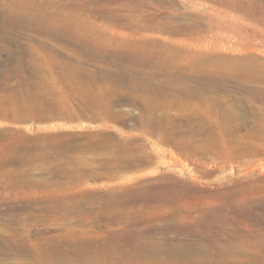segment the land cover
<instances>
[{"label":"rangeland","instance_id":"rangeland-1","mask_svg":"<svg viewBox=\"0 0 264 264\" xmlns=\"http://www.w3.org/2000/svg\"><path fill=\"white\" fill-rule=\"evenodd\" d=\"M67 1L62 0L59 4L63 5L61 3ZM78 1L68 4L69 7H77L75 21L90 24L97 29L100 27L99 30L104 29L102 32L104 31L107 36L119 37L120 32L128 30L125 26L113 25V21L109 18H103L95 12H82V6L88 8L87 5L90 7L91 5ZM149 1L138 0L139 4L137 0H111L103 2H107L109 6H103L102 2L96 5L99 4L106 10L111 8L112 11L114 10L113 13L119 14L122 22L126 21L129 15H135L142 9L151 8V11L157 10L156 13H160L162 7L163 10L166 7L171 12L175 11L172 12L173 19L200 20L198 23L204 25L201 39V49H203L198 47L197 50L201 52L204 50L203 53L206 51V54L211 56L214 54L218 59L214 57L207 64L215 70L208 69L211 70L209 72L211 75L208 70L204 71L198 67L193 68L197 72L189 71L192 72L189 86L193 88L194 79L199 76L202 79L209 78L208 80L216 76L217 82L222 85L218 84L221 86L218 88L217 85V89L213 87L214 91L210 99L175 96L171 99L175 102L165 110V114L168 113L172 118L170 124L174 123L172 125L176 126L172 128L170 125L169 128L174 130L175 127L174 131L178 129L177 135H181L179 128L184 130L183 127L187 125L189 126L186 127V131L184 130L187 133L183 131L184 135H195L192 133L196 132L194 129L201 121L200 118H211L212 126H207L210 120L204 124L215 132L218 153L185 152L166 143L160 137L159 129L141 125L137 118L145 109L132 104L136 109L132 110L133 107L127 98L117 105L114 103L115 98L104 97L102 107L85 105L84 98L81 104L84 102L82 105L86 107L81 104L80 107L77 103L85 97L82 96L81 91L86 89H89L87 90L89 92L93 89L100 91L98 89L102 87L104 93L114 84L102 79L86 81L77 78L76 81L64 78L66 72L64 63L67 61L76 62L78 65L84 63L85 67L93 69L98 65L106 71L114 68V62L111 63V59H102L100 56H94V61L84 59L79 50L74 51L73 48L66 46L60 34L43 31L32 24H14L3 29L6 36L17 37L19 42L40 43L43 46L39 49L24 48L25 60L31 59L32 54L41 56V60L36 59L31 66L21 68L22 70L12 69L13 73H11V68L5 66L4 62L8 57L15 56L17 52L15 49L18 48L12 43L7 49L3 48L2 43L5 41L0 37V74L2 75V78L0 75V108L2 109H0V167L6 170L4 173L0 172V219L9 215L26 218V222L17 231L0 223V237L15 234L18 243H26L31 248L35 247L33 249H37L40 245L46 246L48 243V245L70 244L79 241L90 243L94 250L97 246L110 248L116 245L117 255L122 258L119 260L120 264L126 262L128 256L132 258L134 264H181V262L208 264L210 261L209 264H264V0H222L223 3L221 0H192V3L187 0ZM132 4H135V7L131 6ZM175 4L177 6H174ZM217 4L220 8L216 6ZM51 6L47 5L49 8L46 7V11H51L53 8ZM223 7L226 9L223 10ZM218 9L221 11L219 12ZM188 17L193 18L188 19ZM210 23L213 26L210 27ZM51 48H55L54 54L50 51ZM28 50L31 51V56L28 55L29 52L27 54ZM75 59H84V62L74 61ZM225 60L228 62L226 63ZM53 62L57 63L52 65ZM213 63L217 66H213ZM217 67L222 68L220 72ZM34 68L42 73L39 79L36 76L30 78V72ZM43 79L45 82L42 81ZM224 79L226 81H223ZM2 81L5 84H2ZM17 81L26 87L27 92L28 87L29 89L33 87L29 85L35 83L37 87L39 86L37 89L41 92L40 98L48 97L50 94L49 99L44 98V100L61 101L60 104L64 107L62 113L49 112L50 115L47 114L43 120L30 118L28 117L30 114L26 112H22L21 121L12 118L9 106L14 104L16 99L13 96L5 98L4 94L8 89L18 86ZM226 83H229V86ZM246 85L248 87H245ZM51 91L55 92V95ZM66 91H70L71 97ZM244 92L250 95L246 96ZM59 93L63 94L60 98ZM52 96L56 99L54 100ZM110 101L113 103H110L109 107ZM112 107L119 110L117 114ZM76 108L78 111L75 110ZM69 112L72 115H69ZM108 112L113 114V117L109 116ZM190 117H193V125L183 124ZM155 121H158V118ZM218 131L222 133L217 134ZM194 143L200 144L198 140ZM219 143L223 147H220ZM11 156L14 160L10 158ZM159 189L162 192L158 191ZM12 207L16 210H12ZM130 237L137 238V241L131 242ZM221 243L226 245L221 247ZM173 246H180L181 250ZM142 247L147 250H143ZM199 249L206 251L200 252ZM221 249L226 253L220 252ZM129 251L134 252V257H131ZM186 255L191 260L188 261ZM203 255H206V259ZM219 255L223 256L220 258ZM27 258L23 253L19 254V257L0 253L1 263L26 262ZM140 258H145L147 261ZM195 258L199 259L195 260ZM219 259L220 261L222 259L223 263ZM131 262L129 259L124 264Z\"/></svg>","mask_w":264,"mask_h":264},{"label":"bare ground","instance_id":"bare-ground-1","mask_svg":"<svg viewBox=\"0 0 264 264\" xmlns=\"http://www.w3.org/2000/svg\"><path fill=\"white\" fill-rule=\"evenodd\" d=\"M39 1L40 0H0V37L2 38V40L5 41L4 43H2V47L7 49L8 46L12 43L13 45H15V48L16 47L18 48V49H15L17 51L16 52L17 54L15 53V56L8 57L5 60V62H4L5 66H8L9 68H11V71H12V69L14 71V70H18L21 68L31 66L36 61V59H38V61L41 60V56H39V55L35 56L33 54L31 56V51L29 52V50H28L27 54L29 52L28 55L31 56V59L25 60L26 49L28 47H31L34 49H36V48L39 49V48H42L43 44H40V43L31 44V43H27V42H24V43L19 42V40H17V37L12 38V37L6 36L5 33H3L4 28L11 27L12 25L17 24V23H21L23 25H27V24L31 25L32 24V25H35V27H37L43 31L45 30L46 32H49V33L60 34L63 37V40H65L66 46L71 48V49L73 48L72 50H74V51L79 50V53L82 54L84 59L93 60L94 56H100V57H102V59L103 58L111 59V63H112V61L114 62V65H113L114 68L111 66L113 69H109V70L107 69L106 71H103L101 68H99L98 65H97L98 67L95 65L96 67L94 69L85 67L83 65L84 63H81L82 60L84 62V59H82V60L79 59L81 65H78L76 62H71V61H67L64 63V66H65L64 71L66 69V72L63 75L64 78L75 79V80L77 78H82L86 81H94L97 79H99V80L102 79V80H109L112 82V84H114L113 86L108 87V89L104 92L105 96H104V93L102 92V89H103L102 87L101 88L98 87L99 88L98 90H100V91L94 90L93 88H92L93 90H91L90 92L87 91L89 89L81 91V94H83L82 96H85V97L81 98V101H79L80 103L79 102L77 103L76 101H74L77 103V105L78 104L80 105L82 102V99H84V98H85V105L90 104L91 107L92 106L95 107L96 105L102 107V105L104 104V101L102 99L104 97L112 98V99L115 98L116 100H114V103H116V104L120 103L123 99L126 100V98H127L130 101L131 105L132 104L135 106L139 105L145 109V110H142L141 114L139 113L140 116H139V118H137L138 120H140L141 125L147 126L150 128H154L155 130L159 129L160 132H158V133H161L160 134L161 136L159 134H158V136L162 137L163 141H165L166 143L170 144L171 146H175L179 149H182L185 152L186 151H191V152L194 151L195 153H197V152L209 153V154L218 153L217 147H216L217 139L215 138V132H213V130L211 131L210 129H208L209 127H207V126L211 125V118H207V119L200 118L201 121H200V119L198 120L200 122L197 124V128L194 129L196 132L192 133L195 135H189V134L184 135V132L186 131V127L189 126V125H187L186 127L185 126L183 127V128H185L184 129L185 131L180 130V128H179V131L181 132V135L179 134L180 135L179 136V135H177L178 129L176 131H174L175 127H174V130L169 128L170 125H171L170 127H172V128H173V126H176V125H172L174 123L170 124L172 118L169 116L168 113L165 114V110H167L175 102L174 100H171L175 96L184 95L186 97H196L200 100L201 99H210L212 96V91H214L213 87H215L217 89L216 86L218 84H221V83L217 82L216 76H213L215 78L210 79V80H208L209 78L208 79L199 78V77H201V76H199V77H196L194 79V82H195L194 87L191 88L189 86L190 73H192L195 69H197L195 67H198L199 69H204V71L205 70L207 71L208 69L213 70V68L211 66L209 67V65L207 66V64H209L208 62H210L212 60V58L214 59V57H216V56H214V54H212L213 57L209 54H206V51H205V53H203L204 50L202 52L197 50L198 47H200V49H201V47H202V43H201L202 40L201 39L203 38V26L204 25L202 26V24L200 25V23H198V22H200V20L197 19L198 21L197 20L196 21H191V20L190 21H184L185 18L184 19L181 18V20L180 19L179 20L173 19L172 17H174V16H172V15H174L173 13L175 11L173 12V10H172V12H173L172 13L170 11V9L168 10L165 7V10H163L162 9L163 7H162L161 8L162 12L156 13L157 10L155 12H153V11H151V8L149 7L150 10L140 8V10L141 9L142 10L139 11V13H136L135 15H129V17H127L125 19L126 21L123 20L124 22H122L121 21L122 19H121V17H119V14L113 13L114 10L112 11L111 8H107V10H106L105 8L100 7L99 4L96 5L97 3L102 2L103 6L104 5L107 6L108 3L107 2L103 3V2L111 1V0H79L80 2H82V4H86V5L90 4L91 5V7L87 5L88 8L81 5L82 6L81 7L82 12L83 11L88 12V13L89 12H95V14L97 13V15L99 14V16H102L103 18L104 17L109 18L110 21L114 22V23L112 22V24L115 26H120V27L125 26L128 28V30H126V31L124 30V31L120 32L121 36L118 35L119 37H116L114 35L113 36H107V35H105V33H103L104 31L102 32V30H104V29L99 30L100 27H98L99 29H97V28H94V26L91 27L90 24L88 25V24H84V22L74 20L75 9H77V7H75V6L69 7L70 5H68V4H70V2H71V4H74V2H77V0H68L67 2L61 3L63 5L59 4V2H61L62 0H52V2L50 0H41V3H39ZM133 1H135V0H133ZM187 1L189 3H192V0H187ZM207 1H209V0H207ZM137 2H138V0H137ZM222 3H223V1H222ZM176 4H178V2ZM176 4L174 6H177ZM47 5L53 6L52 10L50 9L51 11H49V12L46 11ZM93 5L94 6L96 5L99 8H95L96 6L94 7ZM134 5L132 4L131 6H134ZM150 5H152V4H150ZM168 5H170V4H168ZM112 6H114V4H112ZM163 6H165V5L163 4ZM216 6L218 7V4ZM219 6H221V5H219ZM224 6H226V5H224ZM47 8H49V7H47ZM218 8H220V7H218ZM36 9L37 10L39 9V10L37 11ZM110 9L112 12L108 11ZM225 9L223 7V10H225ZM116 10L117 9H115V11ZM218 10H219V12L221 11L220 9H218ZM223 10H222V12H223ZM209 11H210V9H209ZM130 12L131 11H129V13ZM226 12H227V10H226ZM176 14H177V12H176ZM169 17H171V18H169ZM189 18H193V17H188V19ZM194 19H196V18H194ZM202 19H204V18H202ZM117 21H121V22H117ZM87 25L90 27H88ZM221 25H223V24H221ZM17 26H19V25H17ZM209 26L210 27L213 26L212 23H210ZM14 27H16V26H14ZM13 37H15V36H13ZM204 40H206V39H204ZM203 43H205V41ZM24 48H26L25 51H24ZM50 51L53 52V54H54L55 48H51ZM95 54H97V55H95ZM232 58L234 59V57H232ZM228 59H230V56L228 57ZM76 60H78V59H75L74 61H76ZM99 61H101V60H99ZM236 61L238 62L239 60H237V58H236ZM213 62H214V60H213ZM225 62L227 63L228 61L225 60ZM56 63L53 62L52 65L56 64ZM119 64H121V65H119ZM99 65H100V63H99ZM214 65H216V64L213 63V66ZM218 65H220V64H218ZM232 65H234V63ZM34 66H35V64H34ZM237 66H239V65H237ZM111 67H108V68H111ZM222 67H224V66H222ZM241 67L243 68V66H241ZM193 68H195V69H193ZM28 69L29 68H27V70ZM37 69H38V67H37ZM216 69L219 70V72H220V70L222 68L220 69L217 67ZM224 69L225 68H223V70ZM1 70H3V69H1ZM191 70H192V72H189ZM263 70H261V71H263ZM13 71L11 73H13ZM210 71L211 70H208V73ZM213 71H215V70H213ZM242 71H244V70H242ZM248 71H249V69H248ZM8 72H10V71H8ZM212 73H217V72H212ZM4 74H5V72H4ZM16 74H17V71H16ZM41 74L39 73L38 70H36V68H34L30 72V76H31L30 78L35 77V76L38 78V77H40ZM199 74H200V72H199ZM201 74H202V72H201ZM53 75L55 76V73ZM209 75H211V73H209ZM222 76L224 77V75H222ZM5 77L7 78L8 76H5ZM56 77H58V76H56ZM243 77H246V76H243ZM1 78H2V75H1ZM26 78H28V77H26ZM224 78H226V76ZM5 79H4V81H5ZM42 81H44V79ZM190 81H192V79ZM223 81H226V80L224 79ZM221 82H222V80H221ZM1 83L5 84V83H3V81ZM17 83H18V81H17ZM36 83H38V82H36ZM228 84L229 83H226V85H228ZM9 85H10V83H9ZM224 85H225V83H224ZM243 85H245V84H243ZM29 86H33V87L32 88L30 87L31 89H29V87L27 86L28 87L27 89L29 90L28 92L25 89L26 87L23 86V84L18 83V86H16V87L12 86L13 88L8 87L11 90H9V89L7 90V87L5 86L6 87L5 91L7 90L4 94L5 98H9V97L13 96L14 99H16V102L12 105L10 104V106H9L10 107L9 111H10V114L12 115L11 116L12 118L16 119L17 121H18V119H19V121H21L22 112H26V113H28V115L30 114V116H28L30 118L34 117L35 119L43 120L47 116V114H48V116L50 115L49 112L51 114H61L62 113L61 111L63 110L62 108H64V107L60 104V102H61L60 100H56V101H60V102H55L51 99L53 97L52 96L50 98L51 100L48 101L46 99L47 100L46 101V100H44V98H48L50 94H48V97H44V98L42 97L43 98L42 99V98H40L41 92L38 91V89H37L39 86L37 87V85L35 83L31 84ZM86 86H87V84H86ZM109 86H110V84H109ZM220 86L218 85V88H220ZM70 87H71V85H70ZM92 87H93V85H92ZM245 87H248V86L246 85ZM66 88H68V87L66 86ZM80 89H81V87H80ZM49 90H51V89H49ZM49 90L47 91V93L49 92ZM73 90H76V89H73ZM246 90H247V88H246ZM78 91H80V90H78ZM69 92L70 91H68L67 93L70 96ZM241 92L243 93V91H241ZM248 92H249V89H248ZM248 92H246V93H248ZM51 93H53V91H51ZM246 93H245V95L247 96L248 94H246ZM57 94H58V92H57ZM79 94L80 93H78V96H79ZM59 95H60V93H59ZM251 95H252V93H251ZM61 96H63V94L60 95L59 98ZM78 96H76V97H78ZM53 98H54V100L56 99L55 97H53ZM57 99H58V96H57ZM63 99H64V97H63ZM65 103H64V105H65ZM110 103H113V101L109 102V107H110ZM212 103H213V101H212ZM122 104H123V102H122ZM71 105L72 104H70V106ZM81 105H80V107H81ZM85 105H82V106H85ZM133 105H132V107H133ZM112 106H113V104H112ZM135 106L133 108H131V107L130 108L133 110L135 108ZM72 107H71V109H72ZM138 108H140V107H138ZM5 109H6V106H5ZM113 109H115V108H113ZM72 110H74V109H72ZM75 110H77V108ZM109 110H111V108ZM115 110H114V112H115ZM134 110H136V109H134ZM84 111H86V110H84ZM102 111H104V110H102ZM118 111L116 110L115 114H117ZM125 111H128V110H125ZM2 112H4V111H2ZM114 112H113V114H114ZM70 113L71 112H69L68 114L72 115V113L71 114ZM123 113H125V112H123ZM121 114H122V112H121ZM131 114H133V113L131 112ZM73 115H74V113H73ZM110 115H111V113H109V116ZM126 115H128L127 112H126ZM160 116H162L163 118L161 119ZM6 117H7V115H6ZM28 117L26 115V118H28ZM230 117L232 118L233 116H230ZM230 117H228V118H230ZM156 118H158V121H155ZM209 120H210V123H208V125L205 126L206 124H204V122H207ZM192 122H193V117L192 118L190 117V119L184 121L183 124H191ZM228 122H229V120H228ZM192 125H193V123H192ZM194 127H196V126H194ZM227 130H229V129H227ZM223 131L225 132V129ZM231 131H233V130H231ZM185 133H187V132H185ZM220 133H222V131L217 133V134H220ZM154 134L156 135V133H154ZM227 135L230 136V134H227ZM197 140L199 141L200 144L197 143ZM195 141L197 143L196 145L194 143ZM223 141H225V140H223ZM226 141H227V139H226ZM219 145H220V147H223V145H221L220 143H219ZM219 152H221V151H219ZM153 153H155V152H153ZM192 155H194V154H192ZM192 155H190V156H192ZM145 156H147V155H145ZM211 156H213V155H211ZM10 158L14 160V158H12V156ZM140 158H142V157H140ZM188 158H189V156H188ZM6 159H8V156ZM117 159H118V157H117ZM146 161H147V159H146ZM0 172L4 173V172H6V170L0 167ZM158 191H160V189ZM160 192H162V190ZM163 192H165V191H163ZM170 192H172V191H170ZM12 210H16V209L13 208ZM43 212H45V211H43ZM64 214H66V213H64ZM69 214H71V213H69ZM71 215H73V214H71ZM102 218H104V217H102ZM38 219L40 220V217H38ZM67 219H65V222L67 221ZM69 219H70V217H69ZM25 222H26V218H17V217H13L10 215L6 216L5 218L0 219V223L6 225L7 227H9L11 230H14V231L19 230ZM130 239H131V237H130ZM18 241L19 240L17 239L15 234H10L9 236H1L0 237V253H2V254L6 253V255L11 254V255H15L17 257H19V254L23 253L28 257L27 261L26 262L13 261V262H8V263H1L0 262V264H118L119 260L122 259L120 255H117L118 247H116V245H112L111 243H110V245H112V246L110 248L97 246V247H94L95 250L93 249V246L90 243H87L85 241H83V242L79 241V242L70 243V244L69 243H54V244L50 243V245H48L49 244L48 243L46 246L42 247L40 245L37 249H33L35 247L31 248L28 245H26V243L25 244L21 243V242L18 243ZM116 241H117V239H116ZM136 241H137V238L132 237L131 242L135 243ZM214 241H216V240H214ZM118 242H120V241H118ZM116 244H118V243H116ZM221 244H222V245H220L221 247L223 245H226L223 243H221ZM42 245H44V244H42ZM141 245H143V244H141ZM218 245H216V246L219 247ZM125 246L127 247V245H125ZM197 246H198V244H197ZM151 247H150V249H152ZM173 247H175V249H177L179 251L181 250V248H179L180 246L179 247L173 246ZM138 249L139 248H137V250ZM148 249H149V247H148ZM192 249H191V251H192ZM225 249H227V247ZM104 250H106V252ZM143 250L146 251L147 248L146 249L143 248ZM153 251H154V249H153ZM199 251H200V249H199ZM201 251H206V250H201ZM207 251H208V249H207ZM221 251H222V249L220 250V252ZM213 252H215V251H213ZM222 252H224V251H222ZM120 253H121V247H120ZM148 253L152 254V252H148ZM217 253L219 254V252H217ZM224 253H226V252H224ZM129 254L131 255V257H134L133 251H131ZM140 255H142V254H140ZM190 255H193V254H190ZM206 255H208V254H206ZM223 255H221V256H223ZM119 256H120V258H118ZM205 256L203 255V257L206 259ZM221 256H220V258H221ZM128 257L132 261L131 264L132 263L134 264L132 258H130V256H128ZM146 257H148V256H146ZM186 257H187V255H186ZM203 257H202V259H203ZM136 258H137V256H136ZM178 258H180V257H178ZM210 258H211V256H210ZM224 258H226V257H224ZM129 259L127 261H129ZM196 259H199V258H195V260ZM205 259H203V260H205ZM141 260H145V258H143ZM184 260H185V258H184ZM189 260H191V259L188 258V261ZM127 261L126 262L123 261V262L127 263ZM135 261H137V259ZM145 261H147V260H145ZM186 261L187 260H185V262ZM217 261L218 260H216V263H217ZM219 261H220V259H219ZM221 261H222V259H221ZM206 262H208V261H206ZM222 263H223V261H222ZM119 264H120V262H119ZM181 264H182V262H181ZM187 264H188V262H187ZM203 264H205V263H203Z\"/></svg>","mask_w":264,"mask_h":264}]
</instances>
